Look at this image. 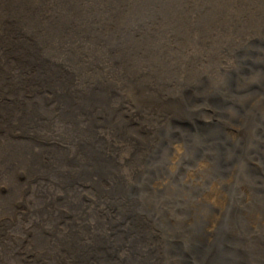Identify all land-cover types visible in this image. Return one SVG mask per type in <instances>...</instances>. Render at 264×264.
<instances>
[{"label": "bare ground", "instance_id": "6f19581e", "mask_svg": "<svg viewBox=\"0 0 264 264\" xmlns=\"http://www.w3.org/2000/svg\"><path fill=\"white\" fill-rule=\"evenodd\" d=\"M245 1L236 34L184 47L163 21L154 65H121L59 0H0V264H264V0ZM169 202L183 232L159 229Z\"/></svg>", "mask_w": 264, "mask_h": 264}, {"label": "rangeland", "instance_id": "374dc122", "mask_svg": "<svg viewBox=\"0 0 264 264\" xmlns=\"http://www.w3.org/2000/svg\"><path fill=\"white\" fill-rule=\"evenodd\" d=\"M59 1H60V3H62L61 5L65 6V8H63L64 13H65V16L63 14L64 20L62 22H60V24L62 25L64 22L74 24V27L78 28L79 29L78 31L82 34L83 38H81V40L82 41L84 40L83 42H85L87 44L90 43L96 47L101 46L105 49H108L109 51H111L113 53L114 56H117V59L121 60V62L120 61L117 62L121 65L126 64L129 61L130 57H133L134 59L138 58L139 60L144 59L145 62L147 60V61H150V65L151 64L154 65L153 58L155 55V47L148 45L150 43L146 39H149V38L146 37L148 35H144V32L154 30L157 35L163 33V31L159 29V25L162 24L163 21L165 24H167L169 26L167 31H169V34H171L170 37L175 39L173 41L174 42L177 41L179 43L185 44L184 47L190 46V43L191 44L193 43L192 45H197V47H201L202 45H204L206 43V39L211 34H214L216 32L221 33V34L222 33L223 34H233V33L236 34L237 30H239L242 27L238 12H240V10L245 12L244 8H245V3H246L245 0H231V1L230 0H179V1L178 0H172V1L171 0H110V1L109 0H105V1L104 0H85V1L84 0H59ZM108 1L111 4L107 3ZM224 4L226 5V7ZM106 5H107V7H106ZM121 5L124 6L126 9L124 7H122ZM108 7H110V9ZM94 8H95V10H93ZM135 8L137 11L135 10ZM166 8H167V10H166ZM183 8H185V9H183ZM128 9H130V10H128ZM184 10H186V11H184ZM188 10H189V12H188ZM77 11H78V13H77ZM164 11H165V13H164ZM169 11H170L171 15H170ZM112 13H113V15H112ZM152 14H154V15H152ZM78 15H80V16H78ZM149 15H150V17H149ZM68 17H70V18H68ZM71 17H73L74 23L71 21ZM212 17H213V19H212ZM91 18H93V20ZM233 18H234V20H232ZM80 19L83 21H81ZM87 19H88V21H87ZM130 19H131V21H129ZM156 19H158V20H156ZM167 19H168V21H167ZM185 19H186V21H185ZM122 20H124V21H122ZM77 21H79V22H77ZM121 21H122V23H121ZM193 23L194 24L196 23V24L194 25ZM205 23L206 24L209 23L212 26L213 30L212 29L208 30ZM132 25H134V26H132ZM69 28H71V27H67V30ZM148 28L152 29V30H149ZM232 29H234V30H232ZM142 30H143V32H142ZM87 31H88V33H87ZM118 32H120V33H118ZM209 32H211V34H209ZM86 34H88V35H86ZM142 35H144V36H142ZM90 38H92V40ZM102 39H103V41H102ZM98 40H100V41H98ZM134 40H135V42H134ZM115 41H117V42H115ZM105 42L107 44H105ZM113 42H114V44H113ZM139 44L141 47L139 46ZM113 47H114V49H113ZM129 47L132 48L131 49L132 51L130 50ZM184 47H183V49H184ZM147 53H148V55H147ZM143 54L145 56H143ZM149 55H150V57H149ZM135 56H137V57H135ZM128 57H129V59L123 60V59L128 58ZM156 68H157V65H156ZM158 69H162V68H158ZM142 71L144 72V71H146V69H144ZM142 71H141V74H143ZM162 71H164V70H162ZM233 189H234V192L231 191V194L234 195V199H233V203L231 205L232 208L229 211L230 213L228 212L226 220H225V222H226L224 225L225 233H229L230 230L234 231V229H236L237 225H240V223L242 222V215H241V211L239 208L241 202L239 201V199L241 198V196L244 195V189L242 187H236ZM240 190L241 191L243 190V191L241 192ZM142 197H141V199L143 200ZM169 206H170V208L168 207L165 211L162 212L163 220L160 223V228H159L160 230L163 228L161 230V232L164 234H169V233L174 234V233H177V231L179 229L182 230L177 224L178 220H179V216L176 213L175 209H173L174 207L171 204V202H169ZM164 220H166V221H164ZM169 220H171V221H169ZM192 227L187 229V234L191 235L190 237H192V231L191 230H195V226H192ZM182 232H183V230H182ZM165 262H167L166 264H168V263L173 264L174 263L172 258L165 259Z\"/></svg>", "mask_w": 264, "mask_h": 264}]
</instances>
